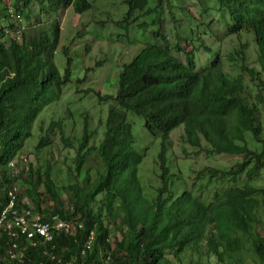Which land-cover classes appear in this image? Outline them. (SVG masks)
Here are the masks:
<instances>
[{
  "label": "trees",
  "instance_id": "1",
  "mask_svg": "<svg viewBox=\"0 0 264 264\" xmlns=\"http://www.w3.org/2000/svg\"><path fill=\"white\" fill-rule=\"evenodd\" d=\"M14 1L6 6L5 20L9 22L12 18L9 11L13 9L17 20L5 26L0 20V212L7 202L6 192L17 186L19 204L22 205L25 197L29 198L33 209L45 222L54 223L57 216V220L82 223L84 228L75 229L70 235L57 232L50 244L40 241L35 246L30 245L24 251L23 263L3 260L1 264H57L59 258L74 264H103L98 253L108 247L106 238L114 232L109 227L110 219L123 234L122 240L116 243V264H181L186 257L190 264H204L203 258L214 257L217 264H245L240 263L244 258L243 238L251 248L249 255L255 256L253 261L258 258L264 264V234L259 233L264 229L260 218V209L264 211V187L254 185L264 171V139L261 137L264 129V0H214V6L201 10L205 15L212 11L225 15L227 35L243 32L253 35L258 68L246 63L248 43L228 55L229 62L247 74L249 80L245 86L241 75L232 80L226 77L222 72L221 54L206 46L204 39L192 29L189 38H179L180 42L185 41L184 46L180 42L173 45L177 51L185 52L186 62L173 57L169 46L149 44L122 67L114 94H98L101 100L112 102L105 131L99 139L95 136L97 128L91 131L86 117V126L77 144L65 135L62 121L52 122L40 137L36 150L50 146L56 134L60 135L63 148L73 149L74 159L69 170L75 182L61 187V193L48 172L43 176L30 165L28 171L23 169L14 177L9 167L32 136L34 123L42 110L60 100L71 75L70 57L64 75L54 61L59 51L60 24L54 21L50 33L42 28L38 32L41 21L36 15L45 0ZM52 1L55 7H72L82 16L95 14L100 6L98 0ZM165 1L158 0V7ZM2 2L0 0V5ZM148 2L129 1L136 12L144 10ZM35 4L38 6L32 8ZM25 10L28 12L23 16ZM132 10L120 23L134 17ZM3 26L11 31L6 40L9 46L4 44L5 40L1 41ZM202 27L203 35L211 32ZM13 32L20 35L21 42L13 39ZM157 35L158 31L153 33L154 37ZM60 51L68 56L65 47ZM164 82L169 84V89L160 90L157 95L158 84L161 87ZM254 100L255 103H251ZM129 113L142 117L146 129L160 140L161 151L156 157L154 172L156 180L147 179L142 172L141 157L134 146L135 123L127 120ZM181 125L188 143L195 148H202L205 142L210 155L237 156L240 160L228 170L210 172L202 185L193 184L179 191L181 172L171 173L167 148L170 133ZM206 173H209L207 169L198 171L195 179L200 181ZM216 176L238 184L224 191L215 190L212 200L208 201L202 193L206 183L214 182ZM244 176L249 180L240 184ZM41 187L53 201L52 207L42 204L43 196L38 193ZM153 192L155 197L151 200ZM59 194L66 196L67 207L58 198ZM91 230L96 231L98 238L93 249L82 256L83 244ZM240 235H244L243 238ZM8 239L0 232L1 258ZM19 240L24 246L25 238Z\"/></svg>",
  "mask_w": 264,
  "mask_h": 264
},
{
  "label": "rangeland",
  "instance_id": "2",
  "mask_svg": "<svg viewBox=\"0 0 264 264\" xmlns=\"http://www.w3.org/2000/svg\"><path fill=\"white\" fill-rule=\"evenodd\" d=\"M98 1L100 6L95 14L82 16L77 15L72 7H55L52 0H45L44 6L41 7L36 15L41 21V27L38 32L42 28L43 31L50 33L54 21L60 24L59 51L56 53L54 61L60 74L64 75L68 68L67 58L70 57L71 75L70 81L63 87L60 100L50 103L42 110L34 123L32 136L26 141L24 149L17 156L18 158L26 157L34 170H38L43 176L48 172L51 180L60 188L58 189L60 193L62 192L61 187L75 182L73 174L69 170V166L73 163L74 151L71 148H63L59 134L55 135L50 146L36 150L40 137L44 135L45 130L52 122L62 121L65 135L74 144H77L86 126L85 120L88 118L89 129L95 131V128H97L98 131L95 136L99 139L105 131L104 127H106L108 110L112 102L101 100L98 94L105 96L116 92L123 64L129 63L134 55L147 45L148 37L158 28L154 21L161 14L157 8V0H149L145 11L150 12L140 17L127 30L123 26L117 27L112 24L113 22L123 21L128 14L129 7L124 0ZM14 2V0H3L0 5V20L3 21L4 26L12 22V19L6 22L5 10L6 6L12 5ZM37 4L33 5L32 8L37 7ZM169 4L171 8L166 5L163 7V33L168 36V41L175 43L178 41L179 36L188 37V21L192 18L195 22L200 21L198 26L203 25L211 30L210 33L203 35L204 44L221 54V58H223V61H221L222 72L231 79L238 78V75H241L245 85L249 79L247 74L239 69L236 64L230 63L228 55L235 53L241 44L247 42L246 63L249 67L258 68V51L253 36L248 33L227 35L225 15L217 11H212L208 15L201 14L199 0H169ZM204 5L205 7L214 6L215 1L206 0ZM12 12H15V9ZM26 12L28 11L25 10V13L23 12V16H25ZM170 14L175 15L177 22L169 19L168 16ZM30 20H34L33 16H31ZM185 24H187L186 30L183 28ZM82 31H85V33L80 34ZM194 31L197 34L203 32L202 28ZM35 33L33 32L32 34L35 35ZM3 39L6 41L9 38L4 36ZM159 39L157 42H159ZM149 41L154 42L153 39ZM4 44L9 46L8 41ZM63 47L67 49L68 56L60 51ZM251 103H255V100L251 101ZM129 119L132 123H135L134 146L141 157L142 172L145 173L147 179L156 180L157 175L154 172L157 169L156 156L160 150V140L154 139L151 133L146 130L144 120L141 117L130 114ZM41 124L44 126V131H41ZM261 137L264 139V129ZM202 146V148L197 149L190 145L186 135L184 136V128L179 127L172 131L171 141L167 148V157L171 158V161L169 159V162H171V173L181 172L182 178L178 181L179 191L189 188L193 184L202 185L206 182L210 172L228 170L229 167L240 160L237 156L217 155L215 153L210 155L206 152L207 145L205 142ZM206 169L209 171V173H206L207 176L205 178L200 177V181L196 180V173ZM213 179L215 180L214 182L206 183L202 193L208 201L212 200L215 190L224 191L238 184V182L233 183L222 180L217 176ZM248 180L244 176L239 183H247ZM20 183L19 186H21ZM254 185L258 188L264 187V171L257 178ZM26 186L29 188L28 185ZM38 193L43 196L42 204L52 207L53 201L45 195V188L41 187ZM154 197L155 192L151 194L150 199L152 200ZM58 198L64 201L65 207H67L66 196L59 194ZM24 201H29V198L25 197ZM94 208L97 209L96 207ZM34 213L37 212L34 210ZM260 218L264 221L262 208L260 209ZM110 222L112 225H109V227L111 231H114L110 236L111 241H121L123 234L116 230L111 219ZM105 223L109 224V221L105 219ZM126 230L124 227L123 232L125 233ZM259 233L264 234V229ZM243 236L240 235V238H243ZM246 241L245 238L242 239V244L244 245L242 254L244 258L241 259L240 263L261 264L258 258L253 261L255 259L253 253L249 255L251 248ZM2 261L3 257H0V264ZM202 261L204 264L208 261L210 264H217L215 257L203 258ZM181 264H190L188 257Z\"/></svg>",
  "mask_w": 264,
  "mask_h": 264
},
{
  "label": "built area",
  "instance_id": "3",
  "mask_svg": "<svg viewBox=\"0 0 264 264\" xmlns=\"http://www.w3.org/2000/svg\"><path fill=\"white\" fill-rule=\"evenodd\" d=\"M13 176H18L19 173L28 167L26 160L21 162V167H18L16 162L10 164ZM7 202L4 209L0 213V232L9 237L6 245L5 260L14 261L17 263L23 262L25 258L24 251L30 246H35L37 243H52L57 232H64L65 235H70L75 229L82 230V223H73L68 220H56L54 223L45 222L40 214L34 213V209L30 201H24L19 204L18 187L14 186L12 190L7 192ZM21 237L25 238V245L21 246ZM97 238L96 231H91L88 234L87 241L83 244L81 255L86 256L89 250L93 249ZM50 250V249H49ZM47 250V251H49ZM49 255V252L48 254ZM109 260V258H108ZM57 264H74L73 262H65L59 258Z\"/></svg>",
  "mask_w": 264,
  "mask_h": 264
},
{
  "label": "clouds",
  "instance_id": "4",
  "mask_svg": "<svg viewBox=\"0 0 264 264\" xmlns=\"http://www.w3.org/2000/svg\"><path fill=\"white\" fill-rule=\"evenodd\" d=\"M129 1H131V0H124V2L128 5V7H129V10L128 11H130V10H132V7H131V5H130V3H129ZM190 1H197V0H190ZM200 1V7H201V10L202 9H204L205 8V1L206 0H199ZM168 2H169V0H166L165 1V3L163 4V6L162 7H158V0H157V8L160 10V12H161V14H160V16L154 21V23H156L157 24V30L156 31H154V32H157L158 31V35L156 36V37H154L153 36V33L154 32H152L151 34H150V36L148 37V40H147V45L144 47V48H142L137 54H135L134 55V57H133V59L143 50V49H145V48H147V46L149 45V44H156V45H158V46H163V47H165L166 48V46H169L170 47V53L172 54V56L173 57H177V58H179L182 62H186V54H185V52L184 51H177L176 49H175V47L173 46V45H176L177 43H179L180 42V40H179V38H182V39H184V38H189L190 37V35H191V33H192V31L195 29V30H197L198 29V27L199 28H202V31H203V25H202V23H201V25L202 26H198L199 25V23H200V21L199 22H195L194 20H193V18L192 19H190L189 21H188V37L186 36H179V38H178V41H176L175 43H170L169 41H168V36L167 35H165L164 33H163V28H164V23H163V19H164V9H163V7H164V5H166V6H168V8H171L170 6H169V4H168ZM149 3V2H148ZM148 5V4H147ZM147 7V6H146ZM146 7L144 8V10H142V11H138V12H136V11H134V10H132L133 12H134V17L131 19V20H129L128 22H124V23H120V22H113L112 24H114L115 26H119V27H125L127 30H129V28L131 27V26H133V24L134 23H136L137 22V20L140 18V17H142V16H144L146 13H149L150 11H145V9H146ZM9 13H12V20H17V18H18V16H17V12L15 13V12H12V11H9ZM174 14H170L168 17H169V19L170 20H173V21H175V22H177V18L175 17V15H174V17H171V16H173ZM124 20V19H123ZM122 22V21H121ZM191 27V28H190ZM183 28L186 30V28H187V24H185L184 26H183ZM3 29H4V32H3V37L4 36H8V38H10V36L9 35H11V31H10V29L9 28H7V27H4L3 26ZM193 29V30H192ZM13 33H15V32H13ZM245 32H243V33H240V34H238V35H241V34H244ZM248 34H250V33H248ZM198 36H200V37H202L203 38V32L202 33H198L197 34ZM252 35V34H251ZM164 36H166L167 37V39H165L164 38ZM253 36V35H252ZM3 37H2V41L4 40L3 39ZM160 38V39H159ZM13 39H15L17 42H21V39H20V35L18 34V33H15V37L13 38ZM151 39H153L154 40V42H150L149 40H151ZM158 39H159V42H157L158 41ZM253 40H254V37H253ZM135 42V41H134ZM181 43V45L182 46H184L185 45V41H181L180 42ZM247 43V42H246ZM186 45L188 46V43L186 42ZM187 48V50H188V47H186ZM132 59V60H133ZM131 60V61H132ZM130 61V62H131ZM129 62V63H130ZM125 64H128V63H125ZM125 64H123V66L125 65ZM122 66V67H123ZM229 80H232L230 77H228V76H226ZM249 80V79H248ZM248 82V81H247ZM245 86V85H244ZM165 89H169V84L168 83H166V82H164V84L161 86V87H159V84H158V86H157V89H156V92H157V95H159L160 94V90H165ZM130 114H133V115H136V114H134V113H129L128 114V116H127V120L128 121H130V119H129V117H130ZM136 116H138V115H136ZM138 117H140V116H138ZM142 118V117H141ZM143 119V118H142ZM144 120V119H143ZM144 126H145V124H144ZM179 127H182V128H184V126L183 125H181V126H177L175 129H177V128H179ZM146 128V127H145ZM174 129V130H175ZM147 130V129H146ZM173 130V131H174ZM150 132V131H149ZM172 133V132H171ZM171 133H170V135H169V139H170V141H171ZM151 136L153 137V135L151 134ZM154 138V137H153ZM154 139H156V138H154ZM161 150H159V152H160ZM158 152V153H159ZM157 156H158V154H157ZM156 156V157H157ZM169 158V157H168ZM26 160V166L28 167V169L27 170H25V171H28L29 170V166H30V163H28V159L26 158V157H20V158H18V159H16V160H14L13 162H16L17 163V165H18V167H21V162L23 161V160ZM21 160V161H20ZM13 162H11V163H13ZM10 163V164H11ZM10 164H9V167H10ZM19 192V191H18ZM6 194H7V192H6ZM8 196V195H7ZM23 202V201H22ZM4 209V208H3ZM1 213V212H0ZM97 234V233H96ZM111 236V235H110ZM110 236H108L107 238H106V245L108 246V247H106V249H105V247L102 249V250H100L99 251V253H98V256H99V258L102 260V262H103V264H116V262L114 261V252H115V248H116V243H117V241H111V239H110ZM96 242V241H95ZM5 253H6V251L4 252V256H3V260L5 261ZM108 258H109V260H108ZM6 261H8V260H6ZM25 261V258H24V260H23V262ZM10 262H14V261H10ZM23 262H20V263H23ZM17 263V262H16Z\"/></svg>",
  "mask_w": 264,
  "mask_h": 264
},
{
  "label": "bare ground",
  "instance_id": "5",
  "mask_svg": "<svg viewBox=\"0 0 264 264\" xmlns=\"http://www.w3.org/2000/svg\"><path fill=\"white\" fill-rule=\"evenodd\" d=\"M17 24V23H16ZM23 24H25V23H23ZM8 26V25H7ZM92 231V230H91ZM99 237H101V236H99ZM98 238V237H97Z\"/></svg>",
  "mask_w": 264,
  "mask_h": 264
}]
</instances>
